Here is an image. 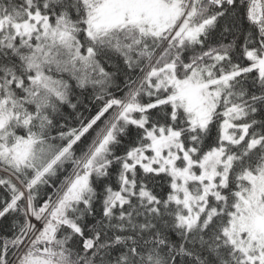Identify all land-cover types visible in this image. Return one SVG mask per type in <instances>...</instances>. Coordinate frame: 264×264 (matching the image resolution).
Masks as SVG:
<instances>
[{
  "label": "snow or ice",
  "instance_id": "1",
  "mask_svg": "<svg viewBox=\"0 0 264 264\" xmlns=\"http://www.w3.org/2000/svg\"><path fill=\"white\" fill-rule=\"evenodd\" d=\"M0 264H264V0H0Z\"/></svg>",
  "mask_w": 264,
  "mask_h": 264
}]
</instances>
